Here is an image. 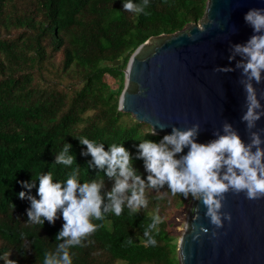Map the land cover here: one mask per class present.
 <instances>
[{
	"label": "trees",
	"instance_id": "obj_1",
	"mask_svg": "<svg viewBox=\"0 0 264 264\" xmlns=\"http://www.w3.org/2000/svg\"><path fill=\"white\" fill-rule=\"evenodd\" d=\"M125 0H0V264L8 253L16 264H43L54 256L64 221L29 223L27 196L37 195L40 174L63 183L78 167L80 182L104 179L102 195L114 181L99 169L80 138L122 144L133 166L147 180L137 159L143 139L159 143L164 134L118 109L124 69L134 51L150 37L173 34L199 22L207 0H149L145 13L125 12ZM140 4L141 0H132ZM65 144L75 157L71 167L56 164ZM31 185V189L24 185ZM25 192V199L19 193ZM148 207L121 216L105 214L84 247L69 249L73 264H180L166 215L186 202L167 186L146 191ZM130 195V193H128ZM105 203L107 199L105 198ZM153 215L162 223L153 231L155 246L143 233ZM131 240L132 243H127Z\"/></svg>",
	"mask_w": 264,
	"mask_h": 264
},
{
	"label": "clouds",
	"instance_id": "obj_2",
	"mask_svg": "<svg viewBox=\"0 0 264 264\" xmlns=\"http://www.w3.org/2000/svg\"><path fill=\"white\" fill-rule=\"evenodd\" d=\"M148 7L149 0H141L140 4L125 0L123 4L125 12L135 14L145 13ZM244 20L253 34L246 42L231 46L229 60L236 62L235 68H218L216 71L240 70V84L245 93V111L241 119L249 133V142L245 143L238 131L228 123L222 126V134L215 133L216 138L208 143L197 142L200 131L198 124L185 130L173 127L171 134L165 135L159 143L148 139L139 143L136 158L144 162V169L148 173L145 181L134 168L131 154L122 144L111 143L109 150L105 151L103 143L81 137L80 143L87 148L83 155L92 158L88 167L99 169L114 184L111 191L102 195L104 179L81 183V170L78 167L63 183L54 182L51 173L37 176L39 199L27 196L31 202L27 211L29 223L44 225L47 221L54 224L58 214L64 221L62 231L56 237L65 241L58 245L60 255L45 252L43 264H73L69 249L84 247L85 241L90 242V237L101 227L94 221H103L106 213L119 217L125 207L131 213L147 208L148 189L158 190L167 186L174 197L187 199L190 196L199 201L206 209V218L217 229L224 227L223 220L229 223L232 220L230 213H221L227 193H244L251 201L264 199V140L261 139L264 129L261 132L253 131L257 122L264 117V107L255 87L264 83V8L250 9ZM123 107L121 97L119 108ZM157 125L163 128L159 122ZM154 128L152 126L150 131L152 135H155ZM71 147L70 144L64 145L56 157V164L66 167L74 164ZM24 186L29 190L32 187L28 184ZM25 197V192L19 193L20 199ZM193 212L199 219V208H193ZM161 223L162 218L153 215L143 233L147 239L141 242L146 246H155L157 241L153 231ZM190 230L194 240H200L201 233L207 234L209 231L201 226L197 232L196 224L190 225ZM212 236L216 237L217 233L213 232ZM127 243L132 241L128 240ZM3 259L4 264H16L8 253Z\"/></svg>",
	"mask_w": 264,
	"mask_h": 264
},
{
	"label": "water",
	"instance_id": "obj_3",
	"mask_svg": "<svg viewBox=\"0 0 264 264\" xmlns=\"http://www.w3.org/2000/svg\"><path fill=\"white\" fill-rule=\"evenodd\" d=\"M252 8H264V0H207L200 22L189 23L173 34L148 38L128 61L118 109L164 135L171 134L173 127L185 130L198 124V143L214 140L215 133L222 134V126L228 123L248 143L249 133L241 119L245 93L240 70L216 69L235 68L236 62L229 60L231 46L246 42L253 34L244 20ZM255 87L264 107V83ZM262 129L264 117L253 131ZM197 207L199 219L193 212ZM205 211L195 200L177 245L180 264H264V199L251 201L244 193H227L221 213H230L232 220H223L220 229L211 225ZM192 224L197 225V232L201 226L209 231L194 240Z\"/></svg>",
	"mask_w": 264,
	"mask_h": 264
},
{
	"label": "rangeland",
	"instance_id": "obj_4",
	"mask_svg": "<svg viewBox=\"0 0 264 264\" xmlns=\"http://www.w3.org/2000/svg\"><path fill=\"white\" fill-rule=\"evenodd\" d=\"M203 17H204V15H203ZM186 27H187V25L184 28H186ZM148 43H149V41H148ZM127 66H128V63L125 66L124 73L126 71ZM121 86H122V88H121ZM118 88H121V93H122V91L125 88V78H124L123 82L118 81L116 83V85L114 86V90L117 91ZM121 93H120V95H121ZM120 95H119V98H120ZM194 201L195 200L190 197V198H188V200L186 202H184L180 206L173 208V209H170L166 215V220H167V223L169 225L168 230L171 234H173L176 246L178 245L180 237L182 236V234L185 232V230L187 228V223L189 220L190 212H191Z\"/></svg>",
	"mask_w": 264,
	"mask_h": 264
}]
</instances>
